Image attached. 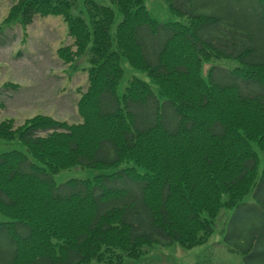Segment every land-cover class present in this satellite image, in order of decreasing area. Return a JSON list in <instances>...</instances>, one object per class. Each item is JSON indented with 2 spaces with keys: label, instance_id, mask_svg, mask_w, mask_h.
<instances>
[{
  "label": "trees",
  "instance_id": "trees-1",
  "mask_svg": "<svg viewBox=\"0 0 264 264\" xmlns=\"http://www.w3.org/2000/svg\"><path fill=\"white\" fill-rule=\"evenodd\" d=\"M243 1L263 23L264 0ZM112 2L122 14L114 35L116 12L98 0H85L86 17L73 0H18L3 21L62 16L73 43L59 56L73 64L85 55L89 65L81 122L37 114L0 123V140L26 147L0 153V264H122L155 242H207L223 209L235 210L226 237L234 239L244 208H264V47L255 30H234V7L160 22L144 0ZM223 58L241 64L212 66L206 79L205 62ZM124 59L159 92L134 77L120 94ZM146 106L152 114L141 115ZM78 166L113 171L56 182ZM250 193L254 203L245 202ZM243 242L246 261L258 264V230Z\"/></svg>",
  "mask_w": 264,
  "mask_h": 264
},
{
  "label": "rangeland",
  "instance_id": "rangeland-1",
  "mask_svg": "<svg viewBox=\"0 0 264 264\" xmlns=\"http://www.w3.org/2000/svg\"><path fill=\"white\" fill-rule=\"evenodd\" d=\"M18 0H0V123L12 120L14 126H20L27 119L37 114L51 115L56 119L69 123L81 122L83 118L78 110V101L88 86V75L84 70L89 65L87 56L82 55L73 64L65 63L59 56L61 46L71 45L73 37L68 33V26L60 15H36L28 26L14 23L5 26L3 21L10 7ZM104 5L114 8L116 17L111 25L114 35L116 26L122 19V14L112 0H98ZM73 12L86 15L85 0H73ZM179 0L176 8L172 0H144L151 15L160 22L186 21L193 13H225L234 7L241 18L234 27L244 33L246 27L256 32V39L264 47V22L258 21L256 11L250 10L249 3L240 0ZM177 3V2H176ZM256 41V42H257ZM238 59L223 58L206 61L203 75L210 77L212 66L230 69L240 65ZM125 75L118 84V92L125 91L130 79L138 77L150 83L156 92L158 85L145 70L133 67L123 60ZM216 75L224 81L232 80L227 72L217 70ZM230 79L229 81H227ZM254 89L259 90L258 86ZM149 106L142 107L140 114H152ZM10 149L26 150L25 145L15 138L11 141L0 140V153ZM259 150V149H258ZM260 151V150H259ZM261 156L264 155L260 151ZM264 167V156L260 162L259 171ZM113 169H97L90 167H73L59 172L56 182L63 183L71 178H92L99 173H109ZM264 200V188L261 190ZM245 202L254 203L252 193L248 194ZM258 204V202H255ZM234 209H223L216 219L215 230L209 240L201 245L186 248L179 242H155L148 246L139 259L125 258L122 264H250L244 256L243 240L249 229H257L259 233L260 256L256 263L264 264V208L245 207L239 220L233 226L237 237L227 240L231 217ZM141 214V211H139ZM112 264V263H93Z\"/></svg>",
  "mask_w": 264,
  "mask_h": 264
}]
</instances>
